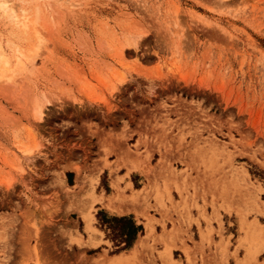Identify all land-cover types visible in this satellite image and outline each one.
Masks as SVG:
<instances>
[{"label":"rangeland","instance_id":"obj_1","mask_svg":"<svg viewBox=\"0 0 264 264\" xmlns=\"http://www.w3.org/2000/svg\"><path fill=\"white\" fill-rule=\"evenodd\" d=\"M123 262L264 264V0H0V264Z\"/></svg>","mask_w":264,"mask_h":264},{"label":"crops","instance_id":"obj_2","mask_svg":"<svg viewBox=\"0 0 264 264\" xmlns=\"http://www.w3.org/2000/svg\"><path fill=\"white\" fill-rule=\"evenodd\" d=\"M132 173H133V170L128 172V175H130L129 176L130 179L127 180L125 178L124 181L126 183H128V186H131L132 189H135L133 181L131 179ZM139 174H141V173L139 172ZM147 177L149 178V175H147ZM114 178L115 177H113V179ZM151 181L153 182L152 178H151ZM144 182H145V180H144ZM145 185H147V188L150 189V193L146 194L144 196L145 198L138 197V198H136L137 200H130L128 198L129 200L127 199L126 201L122 200V198H120V200H118V201L114 199L110 204L112 206H110V207L106 206V207L111 210V211L109 210V212H111V213H116L119 215H123V214L131 215L137 223H141L143 225V229H144L145 233H146V223H147L148 216L150 217V220L152 221V224H153V227L155 230L161 229L162 223H165L166 229H169L171 227V221H170L169 217L177 219L176 216H178V215L173 210H171L169 212H166L165 210L170 208V207H173V209L175 207V209H177L180 207V205L174 206V205H176V204H174V202L172 205H170L169 202L164 201V207H163L161 205L160 199H158V198L156 199V196H155V194L158 191L157 185L151 184L149 182L146 183ZM121 186H122V184H121ZM128 190L129 189H127V191ZM111 194L113 195L115 193L112 192ZM129 194L130 193L125 194V195H129ZM109 196H110V194H107V195L105 194L104 197L106 198ZM172 196H173L174 200H176V194H175L174 190L172 191ZM102 203L104 205H106L107 200H104ZM103 204L97 205V208H103L104 207ZM156 205H158L163 210H161L160 208H156L157 207ZM192 215L195 217V215H196L195 210H192ZM154 220H155V222H154ZM200 222L202 223V221H200ZM177 224H178V222H175L176 226H178ZM192 227H193V223H192Z\"/></svg>","mask_w":264,"mask_h":264},{"label":"trees","instance_id":"obj_3","mask_svg":"<svg viewBox=\"0 0 264 264\" xmlns=\"http://www.w3.org/2000/svg\"><path fill=\"white\" fill-rule=\"evenodd\" d=\"M71 173H68V182L72 183ZM101 225H105L114 234L113 240H117L116 251L129 249L137 234L143 230L142 225L136 224L131 216H107L104 212L99 216Z\"/></svg>","mask_w":264,"mask_h":264},{"label":"bare ground","instance_id":"obj_4","mask_svg":"<svg viewBox=\"0 0 264 264\" xmlns=\"http://www.w3.org/2000/svg\"><path fill=\"white\" fill-rule=\"evenodd\" d=\"M123 53V52H122ZM39 101V103L37 104V106H36V108H35V111H34V113H35V116H37V118H42V114H43V111H42V104H43V102L42 101H40V100H38ZM22 148H23V150L22 151H26V153L27 152H31V150H32V148L30 149V148H28V147H23L22 146ZM33 151V150H32ZM17 157V156H16ZM19 164V163H18ZM144 190V189H143ZM135 195H134V198L133 199H135V198H138V197H141L142 195H144L145 193H144V191H142V190H137L136 191V193H134ZM143 197V196H142ZM111 198V197H110ZM109 198V199H110ZM112 202V200H110L109 201V204ZM56 203V202H55ZM58 205V204H57ZM46 207V206H45ZM56 207V206H55ZM47 209V208H46ZM44 210V209H43ZM51 211V210H50ZM49 210H45L44 212L45 213H43L45 216H49L50 214H51V212H50ZM43 212V211H42ZM84 216H85V218H86V227H87V229H91V226H90V224H89V220H90V217H91V215L88 213V212H84ZM53 216V215H52ZM43 218H44V216H43ZM148 226V225H147ZM251 226V225H250ZM249 226V227H250ZM37 228V227H36ZM256 228V227H255ZM152 229V227L149 225L148 227H147V231H150ZM259 236V235H258ZM167 254H168V252H167ZM170 257V256H169ZM113 261L115 262L116 261V263H119V262H121V261H123V256H122V254H115L114 256H113ZM125 262H127V261H125ZM125 262H123V264L125 263Z\"/></svg>","mask_w":264,"mask_h":264}]
</instances>
